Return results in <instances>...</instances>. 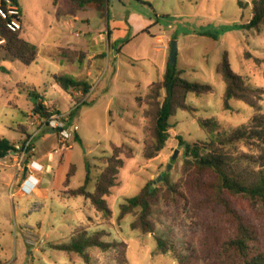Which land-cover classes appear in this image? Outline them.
<instances>
[{
  "label": "rangeland",
  "instance_id": "obj_1",
  "mask_svg": "<svg viewBox=\"0 0 264 264\" xmlns=\"http://www.w3.org/2000/svg\"><path fill=\"white\" fill-rule=\"evenodd\" d=\"M17 1L23 15L22 36L39 53L35 63L25 65L5 58L0 47V65L6 68L0 70V137L22 142L20 125H28L27 115L29 127L39 134L27 160L39 152L52 162L51 173L44 174L47 182L38 186L44 188L40 194L23 196L17 187L11 190L0 180V264H180L175 253L159 250L158 237L173 243L177 252L193 255L199 264L208 258L219 262L234 226L222 207L204 200L211 175L203 176L198 192L188 191L193 168L185 160V147L208 139L197 117L216 118L222 130H229L248 123L255 112L235 99L230 102L232 108L225 109L226 83L218 73L228 53L235 72L264 88V32L244 27L252 18L254 0H124L126 11L107 9L97 0L82 12L71 10L66 0ZM172 41L178 45L176 65L183 76L212 84L214 92L188 94L187 102L196 112L178 109L170 120L164 149L147 159L144 150L152 140L153 121L146 114V96L149 86L164 76ZM101 64L105 69H99ZM89 67L93 77L86 75ZM58 75L88 79L95 87L90 95L75 96L76 90L69 93L60 87ZM33 94L40 97L37 104L69 116L67 148L58 130L51 141L43 139L49 132L44 122L52 115L35 111ZM138 97L143 99L141 104ZM261 105L264 113V100ZM124 143L134 154L122 155L117 185L106 197L109 216L83 197L65 195L69 188L84 184L88 164L93 191L96 177L106 166L105 157L112 155L113 145ZM71 169L75 174L66 187ZM149 183L159 193L151 233L132 228L139 209L121 214V205ZM171 186L186 197L173 194ZM230 199L256 230L258 247L264 252V207L244 198ZM80 230L89 236L103 232L104 241L117 245L108 251L88 249L89 261L76 252L54 248L69 243Z\"/></svg>",
  "mask_w": 264,
  "mask_h": 264
},
{
  "label": "trees",
  "instance_id": "obj_2",
  "mask_svg": "<svg viewBox=\"0 0 264 264\" xmlns=\"http://www.w3.org/2000/svg\"><path fill=\"white\" fill-rule=\"evenodd\" d=\"M95 1L97 0H66V5L73 11L82 12L87 11ZM104 1L109 7L113 6L109 0ZM244 27L248 30H263L264 32V0L253 1L252 18L244 24ZM1 38L5 40L0 45L5 51V58L19 60L25 65H31L37 61L38 48L23 38L22 31H15L4 25L1 29ZM0 70L6 71V68L0 66ZM218 73L226 83L223 96L225 109H231L230 102L235 99L246 102L255 112L248 123L229 130H222L216 118L197 117L200 127L208 134V139L186 144L185 160L193 168L189 175L190 183L186 182L188 191L192 194L198 192L203 176L211 175L212 179L206 183L207 191L204 200L209 204L222 207L234 226L233 236L224 242L223 254L218 256L219 262L210 261L208 258L202 264H264V252L258 247L259 237L256 230L244 215L233 207L230 199L244 198L264 207V113L261 105L264 100V88L253 86L243 76L235 72L230 64L228 53H225L219 64ZM56 81L64 91L69 93L72 90H80L84 95H87L92 89L91 83L85 79L58 75ZM213 92L212 84L191 81L183 76V71L177 65L171 66L169 63L163 78L149 86L146 96V114L151 117L153 127L151 128L152 140L146 144L144 150L145 158H154L164 149L172 128L170 120L178 109L181 108L191 113L196 112L194 107L187 102L188 94L207 95ZM32 96L40 99L38 95L33 94ZM72 98L75 97L72 96ZM142 100L141 97L137 98L140 104ZM37 105H40L42 109L35 108V111L42 116L50 117L54 114L42 103ZM37 105L35 104V106ZM58 113L60 114L59 111ZM20 128L23 133L27 134L25 126L20 125ZM241 145L254 148L257 152H247L240 147ZM13 150H15V143L6 137H0V158L8 156ZM124 153L127 157H132L134 150L127 143L113 145V153L111 156L105 157L106 166L96 177L93 191L90 189L92 177L88 164L84 184L75 189L69 188L65 191V195L83 197L90 201L97 210L109 216L111 210L107 205L106 197L117 185L118 174L124 164L122 157ZM74 174L71 169L66 180V187L69 186L70 178ZM170 191L177 196L186 197V194L180 192L175 186H171ZM158 194V189L154 187L153 183H149L139 194L128 198L121 205L122 215L135 209L140 210L138 218L132 223L133 229H141L149 233L154 231L151 215L154 205L158 202ZM104 236L103 232L89 236L86 230H80L72 235L69 243L56 245L54 248L76 252L85 261H89L88 249L98 247L103 251H108L117 245L104 241L102 239ZM157 240L159 250L164 253L172 251L180 264H199L193 255L177 252L176 246L168 240L161 237H158Z\"/></svg>",
  "mask_w": 264,
  "mask_h": 264
},
{
  "label": "built area",
  "instance_id": "obj_3",
  "mask_svg": "<svg viewBox=\"0 0 264 264\" xmlns=\"http://www.w3.org/2000/svg\"><path fill=\"white\" fill-rule=\"evenodd\" d=\"M6 25L15 31H22L24 29L22 10L15 0H0V45L5 42L1 38V29ZM80 106V103L77 104ZM69 116L66 114H54L44 122V127L48 129L58 130L62 135L63 148H67V139L71 133L67 129V121ZM37 133L27 137L24 142L15 144V150L11 151L9 155L15 157L16 166L19 172H27L28 176L25 182L34 180V171H40V168L35 166V162L28 163L27 156L33 151V140ZM34 156V155H33ZM16 184L13 185L14 190Z\"/></svg>",
  "mask_w": 264,
  "mask_h": 264
},
{
  "label": "crops",
  "instance_id": "obj_4",
  "mask_svg": "<svg viewBox=\"0 0 264 264\" xmlns=\"http://www.w3.org/2000/svg\"><path fill=\"white\" fill-rule=\"evenodd\" d=\"M102 4L107 9L109 8V6L105 3L104 0H102ZM107 35H108V38L111 37L112 32L110 29L107 31ZM68 48H72V47H68ZM3 59H5V58H3ZM109 63H110V61L108 59L106 66H108ZM90 67L87 69L88 70L87 74H86L87 77H93V74H94L92 72V70H90ZM99 69L103 70V69H105V66H103L101 64L99 66ZM77 79H79V78H77ZM85 80L89 81L88 79H85ZM91 85H92V89H91L90 93L93 91V89L95 87V85L93 83H91ZM90 93L88 95H90ZM74 94H75V96H77L78 94H83V92L80 90H76ZM45 103H46V106H48L47 105L48 102L46 101ZM48 108H49V106H48ZM57 111H59V110H57ZM28 112H29V110L24 112V114H26ZM26 118L28 120V125H23V126L26 127L27 134L21 132L24 135V137L21 139L22 142H23V140H25L27 138L28 135H31L35 132L29 127L31 117L26 115ZM73 128H75V127H73ZM48 131H49L48 134H45L43 137V139L45 141H51L56 136L55 131L53 129H49ZM38 135L39 134L36 135V138ZM2 137H5V136H2ZM11 141H13L15 144L19 143V141H15V140H11ZM32 162H35V166L37 168H40L41 170L40 171H34V177H35L34 180H29V181L25 182V180L27 179L28 173L18 171V168L16 166L15 157L8 155L4 158H0V180L3 183H5L7 186H9L11 190H13L12 189L13 185L16 184L15 188L17 187V189L20 190V193L23 196L25 195V193H30V192H34V193L36 192V193L40 194L44 188H41V187L38 188V186H40V184H42L43 182H47L46 178L44 177V174H45V172H49V171L51 173V165L50 164L52 162V158L49 159L48 156H43V155L39 154V152H38L36 155L29 158L28 163L31 164ZM13 168H15V171L12 170ZM12 195H14L13 192H12Z\"/></svg>",
  "mask_w": 264,
  "mask_h": 264
},
{
  "label": "water",
  "instance_id": "obj_5",
  "mask_svg": "<svg viewBox=\"0 0 264 264\" xmlns=\"http://www.w3.org/2000/svg\"><path fill=\"white\" fill-rule=\"evenodd\" d=\"M109 1L116 10L126 11L128 9V7L124 3V0H109ZM177 57H178V45H177L176 41H172L171 49H170V62H169L171 66H176ZM37 101H38L37 98H34V104L37 105ZM36 109L41 110L42 107L40 105H37ZM73 131H75L74 128H73ZM177 155H178V150L173 155L172 160H175ZM170 168H171V164L168 167V171L170 170ZM160 178H162V177H160Z\"/></svg>",
  "mask_w": 264,
  "mask_h": 264
}]
</instances>
